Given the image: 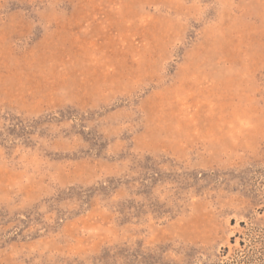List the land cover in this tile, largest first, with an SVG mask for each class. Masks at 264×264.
<instances>
[{
    "label": "rangeland",
    "instance_id": "obj_1",
    "mask_svg": "<svg viewBox=\"0 0 264 264\" xmlns=\"http://www.w3.org/2000/svg\"><path fill=\"white\" fill-rule=\"evenodd\" d=\"M0 264H264V0H0Z\"/></svg>",
    "mask_w": 264,
    "mask_h": 264
}]
</instances>
